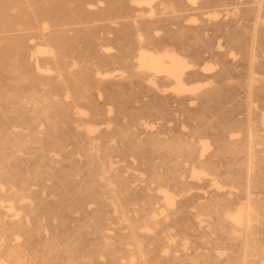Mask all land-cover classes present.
Here are the masks:
<instances>
[{
    "label": "bare ground",
    "instance_id": "obj_1",
    "mask_svg": "<svg viewBox=\"0 0 264 264\" xmlns=\"http://www.w3.org/2000/svg\"><path fill=\"white\" fill-rule=\"evenodd\" d=\"M263 247L264 0H0V264Z\"/></svg>",
    "mask_w": 264,
    "mask_h": 264
},
{
    "label": "rangeland",
    "instance_id": "obj_2",
    "mask_svg": "<svg viewBox=\"0 0 264 264\" xmlns=\"http://www.w3.org/2000/svg\"><path fill=\"white\" fill-rule=\"evenodd\" d=\"M207 64L209 65H211V63L210 62H207ZM196 83V84H195ZM189 84V87L190 86H192V87H190V88H195L196 90H197V87H198V90L197 91H203L204 90V88H205V85H206V81H204V80H192V81H190V83H188ZM196 85V86H195ZM189 130V126L187 125V128L185 129V131L187 132ZM221 183L223 184V185H228L229 183L227 182V181H225L224 179H222V181H221ZM174 232H175V229L173 230ZM180 237V238H179ZM186 237H187V239H186ZM191 236H188V235H185V234H177V237H176V240H177V242H178V245L180 246V248H182L183 247V244H185V243H187L188 242V244H189V246L191 245V243H193V245H195L194 244V242H193V237H191ZM191 242V243H190ZM181 244V245H180ZM227 250V248H226V246H220L219 247V249H218V251L219 252H225ZM263 250H264V247H263Z\"/></svg>",
    "mask_w": 264,
    "mask_h": 264
}]
</instances>
